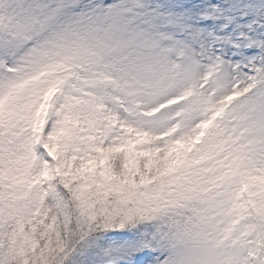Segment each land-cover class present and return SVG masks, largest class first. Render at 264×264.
<instances>
[{"label": "rangeland", "instance_id": "374dc122", "mask_svg": "<svg viewBox=\"0 0 264 264\" xmlns=\"http://www.w3.org/2000/svg\"><path fill=\"white\" fill-rule=\"evenodd\" d=\"M256 1L177 0L172 7L157 0H0V103L6 102L3 113L14 137L25 142L30 123L34 137V124L46 118L35 141L52 146L56 119L63 115L56 95L76 88L56 92L41 115L38 107L30 117L32 104L29 112L21 104L42 75V63L51 69L64 55L93 69L69 116L83 138L92 140L90 147L83 143L66 152L64 163L73 170L96 173L104 167L118 177L157 182L183 159L212 167L222 140L212 134L211 123L224 121L230 111L237 122L228 138L236 141L232 154L239 158L230 159L223 174L232 177L231 184L238 175L264 174V0ZM246 95L255 106L240 103ZM92 115L97 122L90 121ZM241 130L242 138L235 132ZM243 143L251 145L247 153L239 150ZM250 189L254 196L256 187ZM240 206L236 197L234 213ZM216 215L195 204L148 241L136 264H244V253L255 254V244L243 230H232V211L230 225L223 210ZM213 220L227 227L223 240Z\"/></svg>", "mask_w": 264, "mask_h": 264}, {"label": "trees", "instance_id": "16d2710c", "mask_svg": "<svg viewBox=\"0 0 264 264\" xmlns=\"http://www.w3.org/2000/svg\"><path fill=\"white\" fill-rule=\"evenodd\" d=\"M41 66L42 75L21 104L28 107V112L29 103L32 104L30 117L38 107L39 115L44 114V102L47 104L61 89L72 85L76 91L56 95L62 101L63 118L56 119L59 134L49 149L35 141L46 118L34 124V137L32 125L28 124L30 132L22 142L14 137L8 112L0 114V264H111L128 260L136 246V254H141L145 242L161 236L163 226L192 203L200 202L216 213L226 212L236 197L242 206L234 227L247 229L251 240L257 242L258 228L264 230V187L259 186V192L248 198L251 183L247 178L240 179L238 175L233 179L235 184L222 185L224 166L233 157L239 158L232 154L237 150L236 141L228 138L237 122L232 112H226L224 121H213L212 134L219 136L222 144L218 150L221 155L212 167L182 161L175 173L157 182H150L147 177L136 182L105 168L96 173L85 168L76 171L64 163L65 152L82 142L88 147L92 143L80 139L81 133L68 117L78 107L85 84H89L86 72L91 67L85 68L80 58L69 61L64 55L51 69L48 61ZM79 76L83 78L81 83ZM47 90L51 93L43 98ZM260 90L264 93V86ZM251 99V95H246L239 101L255 106L257 101ZM235 132L240 138L246 135V130ZM249 147V143H243L239 150L247 153ZM46 159L48 174L44 171ZM135 160L137 166L138 158ZM254 160L252 157L250 168ZM245 221L249 222L246 226ZM219 228L223 234L224 225L220 223ZM124 242L129 243L128 248H124ZM261 247L263 250L255 248V254L245 257V264H264V242ZM253 257L259 263L252 261Z\"/></svg>", "mask_w": 264, "mask_h": 264}]
</instances>
